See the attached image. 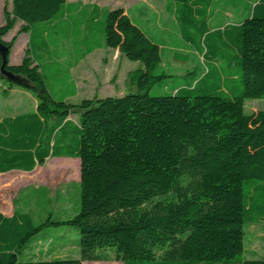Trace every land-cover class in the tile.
I'll list each match as a JSON object with an SVG mask.
<instances>
[{
	"label": "trees",
	"instance_id": "obj_1",
	"mask_svg": "<svg viewBox=\"0 0 264 264\" xmlns=\"http://www.w3.org/2000/svg\"><path fill=\"white\" fill-rule=\"evenodd\" d=\"M166 9L181 41L201 58L191 76H172L162 64V39L123 8L87 13L68 0L5 5L1 92L26 89L37 106L0 120V173L70 157L80 159L81 181L80 210L71 218L37 224L28 212H0V264H83L106 250L123 264H264L244 257L246 226L264 221V109L245 108L247 99H264V0H169ZM227 10L245 16L217 22ZM81 17L86 45L78 59L101 48L102 39V46L143 64L136 92L80 102L68 100L74 84L70 95L53 93L49 80L73 65L50 52L51 42L63 23ZM17 21L19 34L29 32V47L12 64L17 36L4 37ZM192 57L178 53L177 60ZM158 82L160 93L151 94ZM49 225L77 228L79 257L21 260Z\"/></svg>",
	"mask_w": 264,
	"mask_h": 264
},
{
	"label": "rangeland",
	"instance_id": "obj_2",
	"mask_svg": "<svg viewBox=\"0 0 264 264\" xmlns=\"http://www.w3.org/2000/svg\"><path fill=\"white\" fill-rule=\"evenodd\" d=\"M165 0H69L71 3L80 2L87 10L93 11V6L107 9L123 8L149 34L162 39L164 55L162 64L167 71L181 78L191 76L201 68V58L198 54L186 49L181 41L174 17L164 7ZM12 10L13 0H0V23L4 21V7ZM132 13V14H131ZM228 15V14H227ZM220 16L217 22H237L245 16ZM140 16L141 19H138ZM229 17L234 19H229ZM23 24L17 21L15 28L7 35L11 40L17 36L11 60L21 62L29 47V34H19ZM85 17L75 23H63L62 29L50 45V52H54L57 59L65 65H73L68 72L52 76L49 86L54 94L70 95L72 84L77 86L78 95L69 96L71 102H80L87 96H121L129 92H136V74L144 68L141 62H133L118 50L102 46V39H97L101 49L88 56L78 59L85 52L82 40ZM176 53L193 55L191 62L186 64L175 59ZM196 54V55H195ZM58 70L55 65L52 71ZM63 74V75H62ZM162 84V83H161ZM160 82L153 85L150 93H160ZM3 85L0 81V118L22 111H33L37 98L30 92H1ZM246 112L252 113L264 109V99H247ZM77 120V115L72 116ZM80 181L81 165L79 158L51 157L38 165L34 170L23 172L13 171L0 174V210L5 213L16 211L30 213L35 222L40 224L48 217L55 220L68 219L80 210ZM245 253L247 259L264 258V221H257L246 226ZM79 233L73 226L49 225L42 228L29 247L20 254L21 260H28L25 254L32 257H79L77 247ZM41 241L40 243L38 241ZM83 264H123L112 250L102 252V258L96 261H84Z\"/></svg>",
	"mask_w": 264,
	"mask_h": 264
},
{
	"label": "crops",
	"instance_id": "obj_3",
	"mask_svg": "<svg viewBox=\"0 0 264 264\" xmlns=\"http://www.w3.org/2000/svg\"><path fill=\"white\" fill-rule=\"evenodd\" d=\"M69 1V0H68ZM169 0H165L164 1V7H165V10L169 13V14H171L167 9H166V4H167V2H168ZM71 3V2H70ZM75 3H79L80 4V2H75ZM93 8H95V10H97L98 8L101 10V9H107V8H102V7H100V6H93ZM129 15H130V12H128V11H126ZM132 14V13H131ZM229 15V14H232V16H235V11H233V10H227L225 13H224V15ZM172 16H173V14H171ZM223 15V16H224ZM227 15V16H228ZM131 17V16H130ZM138 17V19H141L140 18V16H137ZM174 17V16H173ZM132 18V17H131ZM235 18V17H234ZM234 18H231V17H229V19H234ZM175 19V18H174ZM4 22V21H3ZM2 22V23H3ZM2 23H0V24H2ZM15 28V27H14ZM13 30V29H12ZM11 30V31H12ZM10 31V32H11ZM9 32V33H10ZM8 33V34H9ZM7 34V35H8ZM22 34V33H21ZM28 34H29V32H28ZM7 35L4 37L6 40H9L8 38H7ZM18 39V38H17ZM17 39H16V41H17ZM91 42H93V40H90L89 39V41H88V43L90 44ZM16 43V42H15ZM83 44L84 45H86V42H83ZM92 44H95L94 42L92 43ZM15 46V45H14ZM186 46V45H185ZM14 48V47H13ZM108 48V47H107ZM189 49V47H187L186 46V49ZM101 48H96V49H94L92 52H90V53H88V55H90V54H92L93 52H95V51H97V50H100ZM109 49H112V48H109ZM113 50H116V49H113ZM191 50V49H190ZM12 51H13V49H12ZM88 55H86V56H88ZM177 56H178V53H176V55H175V59L177 60ZM11 57H12V54L10 55V62L12 63V64H17V63H20V62H13L12 60H11ZM178 61V60H177ZM180 62V61H179ZM190 62V61H189ZM188 63V62H187ZM184 64H186V63H184ZM170 73V72H169ZM171 74V73H170ZM172 75V74H171ZM176 77V76H175ZM2 84V83H1ZM76 87L77 86H75V89H76ZM78 88L76 89V94L78 95ZM12 92H29L28 90H26V89H23V88H14V89H12L9 93H12ZM31 93V92H30ZM8 94V93H7ZM98 97H105V96H100V95H97ZM93 97H95L94 95L93 96H87V97H84V98H93ZM83 98V99H84ZM36 106H37V103H36ZM36 108V107H35ZM34 111V110H33ZM22 112H28V111H22ZM22 112H18V113H22ZM18 113H16V114H18ZM16 114H12V115H16ZM5 116H9V115H5ZM4 117V116H3ZM3 117H1L0 118V120L3 118ZM13 171H23V170H12V171H9V172H4V173H0V174H7V173H10V172H13ZM23 172H28V171H23ZM0 212H2L3 214H5V215H8V216H11V215H13L14 213H11V214H9V213H5V212H3L2 210H0Z\"/></svg>",
	"mask_w": 264,
	"mask_h": 264
},
{
	"label": "water",
	"instance_id": "obj_4",
	"mask_svg": "<svg viewBox=\"0 0 264 264\" xmlns=\"http://www.w3.org/2000/svg\"><path fill=\"white\" fill-rule=\"evenodd\" d=\"M7 47L4 46L1 42H0V55L2 56L3 58V65H2V69L4 68V65L6 63V55H7ZM3 74H5L6 76H8L9 78H12V79H15V80H18V81H24V78H22L21 76H15L13 74H10L8 72H5L3 71Z\"/></svg>",
	"mask_w": 264,
	"mask_h": 264
}]
</instances>
